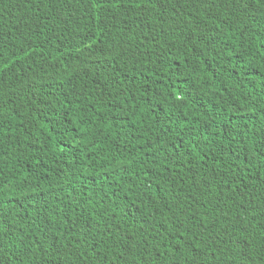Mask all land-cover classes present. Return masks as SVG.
<instances>
[{
    "label": "trees",
    "instance_id": "1",
    "mask_svg": "<svg viewBox=\"0 0 264 264\" xmlns=\"http://www.w3.org/2000/svg\"><path fill=\"white\" fill-rule=\"evenodd\" d=\"M0 264H264V0H0Z\"/></svg>",
    "mask_w": 264,
    "mask_h": 264
}]
</instances>
